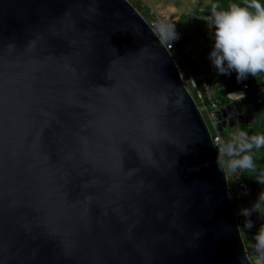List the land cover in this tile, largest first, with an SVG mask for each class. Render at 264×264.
<instances>
[{"label": "water", "instance_id": "obj_1", "mask_svg": "<svg viewBox=\"0 0 264 264\" xmlns=\"http://www.w3.org/2000/svg\"><path fill=\"white\" fill-rule=\"evenodd\" d=\"M227 73L220 133L257 121ZM0 264H254L210 128L129 0H0Z\"/></svg>", "mask_w": 264, "mask_h": 264}, {"label": "built area", "instance_id": "obj_2", "mask_svg": "<svg viewBox=\"0 0 264 264\" xmlns=\"http://www.w3.org/2000/svg\"><path fill=\"white\" fill-rule=\"evenodd\" d=\"M148 22L164 42L187 83L188 91L198 104L207 124L213 128L214 133L210 129L212 139L226 169L231 200L235 204L234 211L240 227L248 224L264 227V189L255 190L245 180L242 167L231 152V143L218 131L214 113L221 108V104L214 99L211 92L210 76L201 70L197 57L189 51L185 38L170 19L153 11L152 19ZM243 89L248 90V87L243 85Z\"/></svg>", "mask_w": 264, "mask_h": 264}, {"label": "clouds", "instance_id": "obj_3", "mask_svg": "<svg viewBox=\"0 0 264 264\" xmlns=\"http://www.w3.org/2000/svg\"><path fill=\"white\" fill-rule=\"evenodd\" d=\"M246 4L234 3L228 10H217L214 5L212 10L214 46L208 58L219 74H226V69L234 71L238 82L264 72V4L260 0H246ZM229 95L243 98L245 93ZM252 140L257 146L264 145V137ZM260 241L264 247V229Z\"/></svg>", "mask_w": 264, "mask_h": 264}, {"label": "crops", "instance_id": "obj_4", "mask_svg": "<svg viewBox=\"0 0 264 264\" xmlns=\"http://www.w3.org/2000/svg\"><path fill=\"white\" fill-rule=\"evenodd\" d=\"M150 10L149 15H152L153 11L166 16L172 21L174 26L177 28L175 21L180 19H186L191 13L193 15L192 23L189 24L190 35L188 37L184 36L189 46V51L197 57L198 65L201 70L207 73L210 78L209 82L213 84L212 79L217 78L219 73L212 66L209 60V53L214 46L213 37V18H208L204 16L205 8L208 4L206 0H141ZM178 29V28H177ZM187 54L188 51H185ZM228 73L226 72V76ZM214 97V96H213ZM215 100H218L214 98ZM219 101V100H218ZM220 102V101H219ZM241 133L244 135L241 136ZM232 138L235 141L248 139L249 135L242 128L236 127L232 130ZM238 162L241 167L244 165V158L237 157ZM264 227H257L252 224H248L242 227L243 236L247 242L248 250L252 254V258L255 264H264V247H261L260 235L261 230Z\"/></svg>", "mask_w": 264, "mask_h": 264}, {"label": "trees", "instance_id": "obj_5", "mask_svg": "<svg viewBox=\"0 0 264 264\" xmlns=\"http://www.w3.org/2000/svg\"><path fill=\"white\" fill-rule=\"evenodd\" d=\"M136 9L147 19L150 21L152 19V15H149V8L141 1V0H129ZM208 2L204 16L208 18H212V10L213 6H217V10H228L230 5L237 4L241 7H246V0H206ZM262 4H264V0H260ZM213 37H214V25H213ZM242 84L248 87V91L253 97V102L255 104L256 113L255 116L257 121L253 124H247L242 126H237L242 128L245 132L248 133L249 138L244 140L235 141L232 138V130H226L222 133L227 141H229L232 145L231 152L239 157L244 158L243 165V175L246 181L250 183V185L255 189H264V145L257 146L252 138L253 137H264V72L258 73L256 76H247L243 79ZM218 101V100H217ZM222 106V104H221ZM209 124V123H208ZM212 133H214L212 126ZM236 128V127H235ZM251 145V147H248ZM245 157L250 159L246 160ZM230 186L232 187L231 183ZM235 206V204H234ZM264 210V207H263ZM245 240V238H244ZM245 244L247 246V242L245 240ZM248 249V246H247ZM249 251V250H248ZM250 252V251H249ZM253 263L255 264L254 259L252 258Z\"/></svg>", "mask_w": 264, "mask_h": 264}, {"label": "rangeland", "instance_id": "obj_6", "mask_svg": "<svg viewBox=\"0 0 264 264\" xmlns=\"http://www.w3.org/2000/svg\"><path fill=\"white\" fill-rule=\"evenodd\" d=\"M194 14H195V12L191 13L189 16H187L188 21L191 23H192V19H193ZM191 23H189V24H191ZM175 24H176L178 30L184 36L188 37L190 35L189 32L191 30L189 28V24L186 23V19H183V20L178 19L175 21ZM226 72H227V69H226ZM223 75H225V74H219L217 78H213L212 79L213 84L211 85V82H210V86H211V92H212L214 98L218 99L220 101V104L225 105V104L229 103V99L227 98V96L224 92L223 85H222V78L224 77ZM210 80H211V78H210ZM209 126L211 127L210 124H209ZM230 129L231 128L227 129V131ZM242 170H243V167H242Z\"/></svg>", "mask_w": 264, "mask_h": 264}]
</instances>
